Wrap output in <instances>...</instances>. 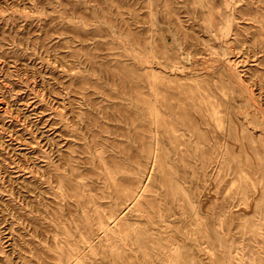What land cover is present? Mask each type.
Returning <instances> with one entry per match:
<instances>
[{
	"label": "rangeland",
	"instance_id": "obj_1",
	"mask_svg": "<svg viewBox=\"0 0 264 264\" xmlns=\"http://www.w3.org/2000/svg\"><path fill=\"white\" fill-rule=\"evenodd\" d=\"M179 262L264 264V0H0V264Z\"/></svg>",
	"mask_w": 264,
	"mask_h": 264
},
{
	"label": "bare ground",
	"instance_id": "obj_2",
	"mask_svg": "<svg viewBox=\"0 0 264 264\" xmlns=\"http://www.w3.org/2000/svg\"><path fill=\"white\" fill-rule=\"evenodd\" d=\"M248 136H249V135H248ZM248 136L246 135L247 138H248ZM249 137H250V136H249ZM112 175H113V174L109 173V175H108V179L112 182V184L116 185L117 188H120V194H121V197H119V198H120V199H126V200H128V199H132V200L136 203V205H140V204H141V202H140V198L137 197L134 193L131 194L130 192H124V191H122V190H124L123 187L118 183V181L116 180V178L113 177ZM120 194H119V195H120ZM119 195H118V196H119ZM105 230H106V229H105ZM105 232H108V231L106 230ZM159 245H160V244H159ZM161 246H162V245H161ZM162 247H163V246H162ZM71 255H72V256H77V254H76V252H75L74 250H71ZM179 264H185V263L179 262Z\"/></svg>",
	"mask_w": 264,
	"mask_h": 264
}]
</instances>
